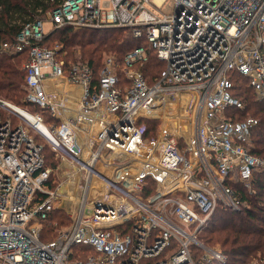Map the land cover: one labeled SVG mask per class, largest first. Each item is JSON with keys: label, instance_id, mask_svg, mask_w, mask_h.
<instances>
[{"label": "built area", "instance_id": "built-area-1", "mask_svg": "<svg viewBox=\"0 0 264 264\" xmlns=\"http://www.w3.org/2000/svg\"><path fill=\"white\" fill-rule=\"evenodd\" d=\"M166 1L62 0L2 45L29 49L25 99L35 110L0 101L13 112L0 119V264H200L194 247L227 260L198 232L219 207L241 211L234 185L254 191L264 172L249 150L258 118L224 114L243 107L232 71L264 97V0H173L165 13ZM46 21L130 28L143 43L120 70L108 54L95 71L63 57V43H43ZM151 50L164 62L152 82L143 69ZM146 119L157 120L154 134ZM40 138L68 180L52 179ZM57 209L71 223L44 240ZM74 245L92 250L76 255Z\"/></svg>", "mask_w": 264, "mask_h": 264}, {"label": "trees", "instance_id": "trees-1", "mask_svg": "<svg viewBox=\"0 0 264 264\" xmlns=\"http://www.w3.org/2000/svg\"><path fill=\"white\" fill-rule=\"evenodd\" d=\"M61 1L0 0V96L25 107H31V110L35 108L25 99L26 71L22 68L23 62H26L29 57V49L13 52L5 50L2 45L13 43L25 24L44 18L45 14ZM56 42L63 43V50L66 49L68 56L73 59L70 61L78 59L76 58L77 49H81V59L89 62L96 71L103 64L105 52L115 54L118 61L123 63L124 55L141 45L143 40L135 38L130 28L65 26L51 28L44 36V44L53 46ZM163 68L164 62L158 58L154 50H151L149 60L143 68L145 75L152 82ZM230 77L234 84L232 93L244 103V107H228V109L231 108L228 111V113L231 111L229 117L239 120L247 116L258 118L259 122L252 131V143L249 150L264 158V98H256L249 79L240 72L232 71ZM44 114L48 123L56 119L46 111ZM2 117L4 113L0 110V118ZM156 121L146 119L149 133L156 132ZM39 142L43 144V153L46 161L49 162L50 156L53 155L52 148L44 138H41ZM48 148L50 153H47ZM149 181L152 183L151 178ZM253 187L254 191H250L242 184L234 185L241 199L246 202V206L241 211L219 207L198 232V237L206 244L220 245L221 250L227 255V260L225 262L201 261L199 260L201 249L194 247V257L198 262L201 264H264V172L255 175ZM55 211L44 222L42 231L44 240L53 239L59 230L54 223L57 220ZM73 248L76 255L82 253L86 255L92 250L89 246L82 245H74Z\"/></svg>", "mask_w": 264, "mask_h": 264}, {"label": "rangeland", "instance_id": "rangeland-1", "mask_svg": "<svg viewBox=\"0 0 264 264\" xmlns=\"http://www.w3.org/2000/svg\"><path fill=\"white\" fill-rule=\"evenodd\" d=\"M174 10V1L173 0H167L166 2H165V4L163 5V8H162V11L163 12H165V13H169V12H172ZM46 15V14H45ZM46 17V16H45ZM44 17V18H45ZM48 25V24H47ZM46 25V26H47ZM56 44V43H55ZM54 44V45H55ZM68 52L66 51V49H64V54H63V57L65 56V58L66 59H68V60H73V59H71L69 56H68V54H67ZM109 53H107V52H105L104 53V55H103V58H105L106 57V55H108ZM81 56H82V52H81V49H77V53H76V58H78L77 60H82L81 59ZM77 60H74V61H77ZM83 61H85V60H83ZM24 64H25V62H23V64H22V68L25 70V68H24ZM118 66H117V69L118 70H120L121 69V63L120 62H118V64H117ZM255 93V92H254ZM255 96H256V98H258V99H261L260 97H258L257 95H256V93H255ZM264 98V97H263ZM1 100H6L7 102H10V103H12V104H14V105H16V106H21V107H25V106H23L22 104H18V103H15V102H13L12 100H10V99H8V98H6V97H4V96H0V101ZM243 107H244V103H243ZM242 107V108H243ZM229 109H231V108H229ZM229 109H226L225 110V115L226 116H228L229 117V114H230V112L228 113V111H229ZM0 110L4 113V117H2V118H0V119H5V118H7V117H9V116H11V117H13V112L10 110V108H8V107H6V106H4V105H1L0 104ZM245 117V116H244ZM247 117H249V116H247ZM246 117V118H247ZM245 119V118H244ZM41 139V138H40ZM47 141V140H46ZM48 142V141H47ZM52 148V147H51ZM52 150V153H53V155H51L50 156V161L48 162L47 161V165L49 166V167H51L52 168V170H53V172H54V177L52 178V179H55V178H59L60 180H64V179H66V180H68V178H67V176H66V174L64 173L65 171H66V166L62 163V161L61 160H58V158H57V155H56V153L53 151V149H51ZM47 153H50V150H49V148L47 149ZM49 160V159H48ZM54 165V166H53ZM57 172V173H56ZM244 187H246L248 190H250V188L249 187H247V186H245L244 185ZM253 189H254V187H252ZM251 191V190H250ZM57 211H59L58 213H55V215H56V221H57V224H55L56 226H58V229H65L66 227H68L69 225H70V223H71V221L70 220H72L71 219V217H70V213L68 212V211H66V210H62V209H57ZM43 228H44V224H43ZM208 245V244H207ZM210 246V245H209ZM213 247H217V248H220V245L219 246H213ZM221 249V248H220ZM199 260H201V261H209V260H207V258H205L204 257V254H203V252L201 251V255H200V259ZM201 264V263H200Z\"/></svg>", "mask_w": 264, "mask_h": 264}, {"label": "bare ground", "instance_id": "bare-ground-1", "mask_svg": "<svg viewBox=\"0 0 264 264\" xmlns=\"http://www.w3.org/2000/svg\"><path fill=\"white\" fill-rule=\"evenodd\" d=\"M15 107V109L18 111V112H20V113H24V111L22 110V108H20V107H17V106H14ZM30 119H32V120H34L29 114H26ZM41 127V126H40ZM42 129H43V131H45V133H48L47 132V130L44 128V127H41Z\"/></svg>", "mask_w": 264, "mask_h": 264}, {"label": "crops", "instance_id": "crops-1", "mask_svg": "<svg viewBox=\"0 0 264 264\" xmlns=\"http://www.w3.org/2000/svg\"><path fill=\"white\" fill-rule=\"evenodd\" d=\"M48 24V25H47ZM47 25V26H46ZM44 26H45V28L47 29V30H50L51 29V27H52V25H51V22L50 21H46L45 22V24H44Z\"/></svg>", "mask_w": 264, "mask_h": 264}]
</instances>
